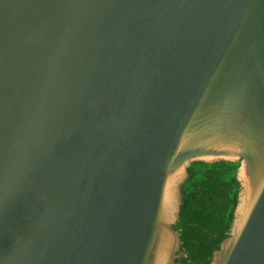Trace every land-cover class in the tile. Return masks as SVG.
Listing matches in <instances>:
<instances>
[{
	"label": "water",
	"instance_id": "95a60500",
	"mask_svg": "<svg viewBox=\"0 0 264 264\" xmlns=\"http://www.w3.org/2000/svg\"><path fill=\"white\" fill-rule=\"evenodd\" d=\"M220 160L210 264H264V0H0V264H178L188 169Z\"/></svg>",
	"mask_w": 264,
	"mask_h": 264
},
{
	"label": "trees",
	"instance_id": "16d2710c",
	"mask_svg": "<svg viewBox=\"0 0 264 264\" xmlns=\"http://www.w3.org/2000/svg\"><path fill=\"white\" fill-rule=\"evenodd\" d=\"M239 161H195L182 185V247L178 264H210L229 237L239 203Z\"/></svg>",
	"mask_w": 264,
	"mask_h": 264
}]
</instances>
